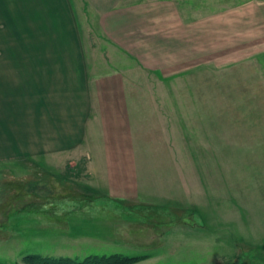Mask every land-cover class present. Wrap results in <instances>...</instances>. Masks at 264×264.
<instances>
[{
  "label": "rangeland",
  "instance_id": "rangeland-1",
  "mask_svg": "<svg viewBox=\"0 0 264 264\" xmlns=\"http://www.w3.org/2000/svg\"><path fill=\"white\" fill-rule=\"evenodd\" d=\"M98 1L76 0L91 42L110 39ZM109 1L112 11L150 0ZM246 1L174 0L175 23ZM181 29L159 49L174 56L169 49L157 67L143 61L132 83L96 92L88 142L74 156L0 162V264L30 253L264 264V51L212 62L196 45L184 56ZM34 31L15 39L29 44H11L10 16L0 19V55L38 52Z\"/></svg>",
  "mask_w": 264,
  "mask_h": 264
},
{
  "label": "crops",
  "instance_id": "crops-1",
  "mask_svg": "<svg viewBox=\"0 0 264 264\" xmlns=\"http://www.w3.org/2000/svg\"><path fill=\"white\" fill-rule=\"evenodd\" d=\"M97 4L95 13L110 39L91 42L84 38L76 0H0V19L10 16L11 44L18 38L27 41L21 33L32 28L38 46V52L0 55V162H25L55 152L74 156L80 143L88 142L96 92L109 94L105 88L115 92L121 81L132 83L143 61L157 67L155 61L167 59L170 48L166 54L159 49L174 42L180 27L184 56L196 45L204 47L205 61L212 62L264 51V0H247L226 13L182 24L175 23L174 0L135 1L112 11L109 0ZM191 28L200 30L201 38L191 37ZM175 52L170 49L172 56ZM105 103L100 110L106 115Z\"/></svg>",
  "mask_w": 264,
  "mask_h": 264
},
{
  "label": "trees",
  "instance_id": "trees-1",
  "mask_svg": "<svg viewBox=\"0 0 264 264\" xmlns=\"http://www.w3.org/2000/svg\"><path fill=\"white\" fill-rule=\"evenodd\" d=\"M135 257L126 255H90L83 259L70 256H50L42 254H26L22 263L17 264H132Z\"/></svg>",
  "mask_w": 264,
  "mask_h": 264
}]
</instances>
